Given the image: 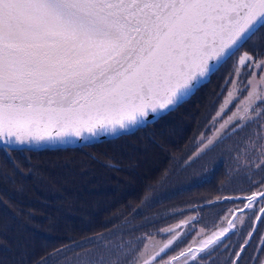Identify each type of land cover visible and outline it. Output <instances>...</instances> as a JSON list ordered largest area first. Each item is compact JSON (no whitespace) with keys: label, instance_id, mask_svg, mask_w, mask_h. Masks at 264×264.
I'll return each mask as SVG.
<instances>
[{"label":"snow or ice","instance_id":"obj_1","mask_svg":"<svg viewBox=\"0 0 264 264\" xmlns=\"http://www.w3.org/2000/svg\"><path fill=\"white\" fill-rule=\"evenodd\" d=\"M262 29L264 0H0V150L7 154L129 132L211 83ZM225 83L231 89L224 90L216 118L234 101L235 110L201 152L220 130L242 129L264 115V53L240 55ZM260 197L264 190L243 197L247 202L239 212L253 209ZM233 211L214 224L197 251L189 246L164 259L162 253L184 235L169 227L162 231L171 238L150 258L145 245L136 250L138 257L130 251L121 253L123 259L101 257L99 264H152L157 257V264L180 257L190 264L189 253L191 261L208 260L230 246L237 224L244 226L243 215L229 218ZM259 213L255 220L264 223V206ZM196 223L191 216L176 227ZM256 231L250 227L244 247L228 264H237ZM204 232L201 227L199 234ZM260 251L264 254V247ZM253 259L264 264L259 256Z\"/></svg>","mask_w":264,"mask_h":264},{"label":"trees","instance_id":"obj_2","mask_svg":"<svg viewBox=\"0 0 264 264\" xmlns=\"http://www.w3.org/2000/svg\"><path fill=\"white\" fill-rule=\"evenodd\" d=\"M212 78L175 111L132 135L79 149L11 151L12 156L0 150V264H44L45 259L56 264H99L101 257L123 259L121 253L143 251L150 241L160 246L168 240L169 235L157 223L167 220V226L173 227L193 214H185L184 205L153 212L145 204L144 210L134 204L147 194L150 181H162L167 187L179 182L181 169L165 173L170 169L167 164L172 167L180 152L179 157L184 158L194 150L192 142L182 156L184 145L204 120L201 116L196 122L201 108L208 111L215 96ZM229 205L234 208L236 202ZM249 214L245 227L256 212ZM148 227L153 230L148 232ZM190 227L181 226L180 234ZM243 228H238V234ZM206 236L195 242H181V236L167 254L177 245L179 253ZM241 237L232 236L228 248L208 260L189 259L190 264H228ZM257 256L260 252L250 258V264H256L253 258ZM184 260L182 257L177 264Z\"/></svg>","mask_w":264,"mask_h":264},{"label":"rangeland","instance_id":"obj_3","mask_svg":"<svg viewBox=\"0 0 264 264\" xmlns=\"http://www.w3.org/2000/svg\"><path fill=\"white\" fill-rule=\"evenodd\" d=\"M238 57H239V53H238L237 57H234L233 60L231 62H229L227 65H231L230 68H232L234 62H236V60H238ZM224 67H226V66H224ZM231 71L232 70H230V72ZM224 72H226V70ZM220 81H222V79H219L218 83H220ZM223 85L226 86V89H228V87H230L229 89H231V85L226 84L224 80H223V83L220 84V86H223ZM213 89H216L215 90V96L213 98L214 101L212 104L210 103V107L208 108V111H207V109L204 110L205 107L203 109L201 108L200 113L198 115L199 117L196 118V122H197V120H200L201 116H204V120H203V122H200L199 126L197 123L196 126H198V130L196 131V133L193 132L191 134V137H190L191 141L189 140L188 144L184 145V147H183L184 153L182 154V156L189 152V146H192V142L194 144L192 149H194V150L189 152L188 155H186L184 158L179 157V156H181L180 155L181 152H180L179 156H177V159L172 160V162H174L172 164V167H171L170 162L167 164V165H169L170 169L165 171V173H167V172L171 173V171H173V170L178 171L179 168L181 169V172H180L181 175L177 176V181H179V182H172L171 181L172 183H175V184H171L167 187L165 185V183L163 184L162 181H159V180H157L156 182L150 181L151 183H148V187H146V190L144 192L147 194H142V196H140L134 204V206L140 205L141 206L140 210H144L143 206H145V205H147V207H148L147 211L152 207L151 210L153 212L158 211L159 209H161V207L168 208L169 206H175L176 208H178V207L180 208V206L184 205L182 208L187 212L185 214L190 215V216H191V214H193V216H196L198 223H196L194 227L191 225L190 228L186 229L187 231L185 230L184 235H182L183 238L181 239V242H187V241L188 242L189 241L195 242L198 239H200L201 237H203L204 234H206V233H207V235L210 234L213 230H215L213 227L214 224H216V225L220 224L223 217L228 216L229 211L235 209V208L230 207V205H229L230 201H228V200H224L223 203H219V201H221L223 199V197H233V196L238 195V196H241L243 198V197L250 195L252 192L264 190V185H262V183H259L258 182L259 180L252 178L250 175L241 174L240 173L241 169L234 167V165H242L243 164L242 162H239V161L232 162L230 164L231 170H228L226 164L219 163L217 160H215V159H217L216 158L217 156H221L222 152L225 151V149L223 147L219 148L220 143L215 144L217 141H219L220 137H218L214 141L213 145L209 146V148H207V149H205V151L201 152V148L204 147V145L206 144L208 139H211L210 135H208V123H207V121H208L209 115L213 116V118L211 120V124H212V126L213 125L216 126L217 127L216 131H218L219 125L221 123H223V121L225 119H227L228 114H230V112H232V110L235 106V103H236L234 101L233 105L229 106L228 110L221 117L216 118V114L212 111L217 104L221 105V103H222V101H220L221 98H217L218 94H216V91L222 93V89H220V87H217V88L215 87ZM224 90H225V88H224ZM217 108L218 107H216L215 109H217ZM214 120H215V122H214ZM226 130L227 129L220 130V133H222ZM215 135L216 134H214L213 137ZM231 146L232 145H227V147H229V149H231ZM20 152H23V151H20ZM11 153H9L10 156H12ZM197 153H199V155H197ZM21 157L24 158V156H21ZM17 158L20 159V157H16V160H17ZM215 166H217L218 169L222 168V169L226 170L225 174H222V173L216 174L215 173V175L217 177H221V178L214 179V178H212L213 176L208 173L210 171V169L212 170V168H214ZM170 173L168 175H170ZM207 185H209V186H207ZM170 192H172V193H170ZM195 200H197L198 203H196V204L191 203L192 201H195ZM142 201H144V202H142ZM209 202H212V203H209ZM255 203H257V202H255ZM217 204H220L223 206H220V208H219V206H217ZM243 204H244V202H243ZM226 207H227V210H223ZM240 207H242V206H240ZM240 207L236 206V208H240ZM255 209H256V207L251 209L250 213L254 212ZM147 211H146L145 215H147ZM199 213H201V214H199ZM202 214L204 215V217ZM249 216H250V214H245V216H244L245 221H246V218H248ZM180 217L178 219H180ZM229 218L231 219L232 215L229 216ZM148 219L149 218H147V216H146V224L148 223ZM166 219H167V217H163V220H166ZM262 219H264V218H262ZM115 220H117V219H115ZM151 220H150V222H151ZM166 222H167V220L166 221H159L157 223V225L161 226V228H169L170 226H172V224L167 226ZM201 227L205 228V231H206L203 234H199V229ZM239 227H241V226L239 224H237V229ZM244 227H245V224H244ZM171 228L176 229V234L180 235L181 227L177 228L175 225ZM152 230L153 229L151 227H148V232H151ZM192 230H195V232H193ZM189 231L192 233L191 234L188 233ZM187 233H188V235H187ZM238 236L245 237V234L240 232L237 235V237ZM169 237H171V236L169 235ZM262 238H264V223L259 224L258 229H257V235H256L254 241L252 242V245L247 246V253L246 252L243 253V257L237 262V264H246V258L253 248H257V246H259V245L261 248L264 247L260 244V240ZM157 241H158V243H160V239ZM165 242H167V240ZM165 242H163V243H165ZM176 243H174L173 245H175ZM162 244H160V246ZM182 245L183 244H181L179 246L181 247ZM146 246L148 249V252L146 253L147 257H149V255L153 254L154 252H156L157 250L160 249V246L156 245V243H153L152 241H150ZM171 247H170V249H171ZM178 250H179V247L177 245L176 248L171 251V253H169L167 255L165 254L166 255L165 258H168L169 255L178 254L177 253ZM258 250H260V248ZM235 252H237V250H235ZM260 259L264 260V256L261 257ZM156 263H157V261L154 264H156ZM177 263H178V261L173 262V264H177Z\"/></svg>","mask_w":264,"mask_h":264},{"label":"flooded vegetation","instance_id":"obj_4","mask_svg":"<svg viewBox=\"0 0 264 264\" xmlns=\"http://www.w3.org/2000/svg\"><path fill=\"white\" fill-rule=\"evenodd\" d=\"M254 51L262 52L264 53V29L257 32V34L242 48L239 52V56L243 55L244 52H248L249 54H253ZM238 55V54H237ZM231 62V61H229ZM228 62V63H229ZM235 63V62H234ZM226 67L222 68L220 71L217 72L216 75L212 76V83L214 88L220 87L222 89V93L217 92V98H221L220 101L223 102V98L227 95L226 91H224V88L226 89V86H220L221 83H223V80L225 81L229 77V72L232 70L231 65H225ZM226 70V72H224ZM228 72V73H227ZM219 79H222V81L219 82ZM230 87H228L229 89ZM214 99L212 100L211 104L213 103ZM219 101V100H218ZM218 103V102H217ZM236 104V103H235ZM218 105V106H217ZM215 106L218 107L217 109H213L212 112L215 114L219 110L220 105L217 104ZM235 110V106L232 111ZM232 112H230L229 115H231ZM227 116V118H228ZM213 116L209 115L208 118V135H210L211 138H213V135L216 134V126H212L211 120ZM207 135V134H206ZM205 135V136H206ZM220 139L215 144L220 143L219 148L223 147L225 149L224 152H222L221 156H217L215 160H217L219 163H223L227 165V169L231 170V163L234 161L242 162V165H234L235 168L241 169L240 173L245 175H250L252 178L259 180L258 182L261 183L264 181V165L257 166L261 159H264V156H261V146L264 145V115H261L257 117L254 121L249 122V124L242 129L237 130H231V128L227 129L226 131L220 133L219 135ZM221 141V142H220ZM207 143V142H206ZM232 143V144H231ZM227 145H232L231 149L227 147ZM227 148H226V147ZM213 171H209L208 173L212 175L214 179L221 178L217 177L216 174H225V169H218L217 166L212 168ZM224 177V176H223ZM226 177V176H225ZM211 178V179H212ZM209 186V185H208ZM235 198H240L241 196H234ZM230 202H236V205L234 206V211L232 212L233 216H240L245 214H249L250 210L246 209L243 213L239 212V208H236V206H243V202L246 203L245 200H234ZM254 207L256 209L254 210L255 216H259V208L264 206V197H260L257 199ZM201 214V213H199ZM254 218H252V223L246 227L243 228L242 233L245 234V237H241L238 241V246L236 248L237 252L239 251L240 247H244L243 241L248 238V232L250 230V227H254L258 229V226L260 222H257ZM257 235V231L253 233L251 240H249L248 245H252V242L254 241L255 237ZM241 242V243H240ZM247 246L245 248V251L243 253H247ZM261 249L260 245L257 246V248H253L250 253L248 254L246 258V264H250V258L255 255V253L260 252ZM235 252V251H234ZM233 252V253H234ZM241 254V257L243 255ZM264 255L260 252V258ZM235 260V257L233 256L232 261Z\"/></svg>","mask_w":264,"mask_h":264},{"label":"water","instance_id":"obj_5","mask_svg":"<svg viewBox=\"0 0 264 264\" xmlns=\"http://www.w3.org/2000/svg\"><path fill=\"white\" fill-rule=\"evenodd\" d=\"M193 95H191L188 99H190ZM187 99V100H188ZM185 103V102H184ZM183 104V103H182ZM179 107V106H178ZM176 107V108H178ZM175 108V109H176ZM174 110H171L169 112H164L162 114H160L159 116L155 117V118H151L145 123V124H142L136 128H133L132 130H130L129 132H126V133H120L116 136H112V135H105V136H101L97 139H92V140H79V139H75L73 138L72 142L70 143H66V144H63V145H60V144H57L55 146H43V147H40V148H33V149H20V148H17V149H13L14 151L15 150H18V151H25V150H29V151H32V152H36V151H47V150H58V149H64V150H67V149H79L80 147H87V146H90V145H94V144H101V142H104V141H110L112 139H117V138H120L122 136H128V135H132L134 132H136L138 129H142L143 127L147 126V125H150V124H154V122H156L157 120H159L160 118L164 117L166 114L170 113V112H173L175 111ZM0 148H2V146H0ZM223 200H226V199H222L221 202H223ZM207 237V236H206ZM206 237H204L203 239H205ZM171 238V237H170ZM199 242H197L195 245H192L191 249L192 251H197L198 248H199ZM164 245V244H163ZM160 246L161 247H163ZM212 247V246H210ZM160 250V249H159ZM157 250V251H159ZM169 250V249H168ZM167 250V251H168ZM156 251V252H157ZM156 252H154L153 254L149 255L148 258H150L152 255H154ZM166 253H162V256H164ZM191 257V253H189V259ZM180 259H182V257H180ZM179 259V260H180ZM160 260V257H157V261ZM178 261V260H177ZM156 261H153L152 264H154Z\"/></svg>","mask_w":264,"mask_h":264},{"label":"bare ground","instance_id":"obj_6","mask_svg":"<svg viewBox=\"0 0 264 264\" xmlns=\"http://www.w3.org/2000/svg\"><path fill=\"white\" fill-rule=\"evenodd\" d=\"M201 88V87H200Z\"/></svg>","mask_w":264,"mask_h":264}]
</instances>
